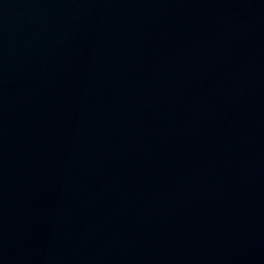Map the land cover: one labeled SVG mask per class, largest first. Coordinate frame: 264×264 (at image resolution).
<instances>
[{
	"label": "water",
	"instance_id": "95a60500",
	"mask_svg": "<svg viewBox=\"0 0 264 264\" xmlns=\"http://www.w3.org/2000/svg\"><path fill=\"white\" fill-rule=\"evenodd\" d=\"M0 264H264V0H0Z\"/></svg>",
	"mask_w": 264,
	"mask_h": 264
}]
</instances>
